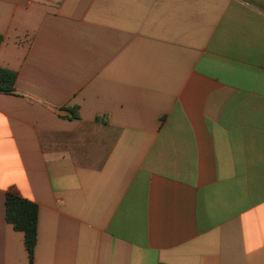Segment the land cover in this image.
Listing matches in <instances>:
<instances>
[{
	"label": "crops",
	"instance_id": "obj_1",
	"mask_svg": "<svg viewBox=\"0 0 264 264\" xmlns=\"http://www.w3.org/2000/svg\"><path fill=\"white\" fill-rule=\"evenodd\" d=\"M0 68V264H264V0H0Z\"/></svg>",
	"mask_w": 264,
	"mask_h": 264
},
{
	"label": "trees",
	"instance_id": "obj_2",
	"mask_svg": "<svg viewBox=\"0 0 264 264\" xmlns=\"http://www.w3.org/2000/svg\"><path fill=\"white\" fill-rule=\"evenodd\" d=\"M16 80L17 74L15 72L0 68V94H16ZM63 110H69L73 118H78L76 109L65 108ZM38 214L39 209L35 203L15 193H7L6 221L11 224L16 231L24 234V243L31 263H33L37 242Z\"/></svg>",
	"mask_w": 264,
	"mask_h": 264
}]
</instances>
